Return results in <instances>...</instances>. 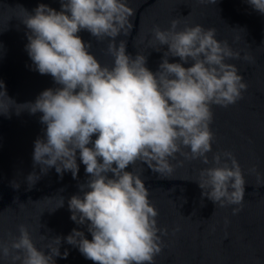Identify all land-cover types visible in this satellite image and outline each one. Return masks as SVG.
I'll return each mask as SVG.
<instances>
[{"label": "clouds", "instance_id": "clouds-1", "mask_svg": "<svg viewBox=\"0 0 264 264\" xmlns=\"http://www.w3.org/2000/svg\"><path fill=\"white\" fill-rule=\"evenodd\" d=\"M247 2L264 14V0ZM27 13L22 21L31 68L51 75L56 85L20 104L30 114H42L44 135L34 141L33 164L41 174L54 167L61 177L71 171L76 178L79 158L88 174L67 203L70 218L86 226L92 238L74 228L63 238L67 243L96 264H155L168 229L158 226L159 212L142 171L129 167L140 162L155 173H171L177 153L210 165L200 170L197 181L202 198L215 206L236 205L233 215L242 210L244 171L231 150L212 151L211 123L212 105L236 103L248 84L239 68L226 62L240 58V51L218 40L215 28L195 24L178 30L176 18L169 28L154 25L149 42L167 48L153 71L145 54L133 56L127 41L116 39L132 29L127 0H60L59 10L39 3ZM84 30L97 41L107 39L105 51L114 58L110 66L79 35ZM169 57L179 60L170 62ZM243 59L250 57L244 54ZM3 89L0 80L6 93ZM26 179L35 184L40 174L29 173ZM18 229V236L0 240L2 264H56L55 257L69 254L60 248L41 250L28 225ZM56 239L61 243V237Z\"/></svg>", "mask_w": 264, "mask_h": 264}, {"label": "water", "instance_id": "water-1", "mask_svg": "<svg viewBox=\"0 0 264 264\" xmlns=\"http://www.w3.org/2000/svg\"><path fill=\"white\" fill-rule=\"evenodd\" d=\"M39 3L60 9V0H0V80L7 93L0 90V112L8 113H0V240L18 236V226L26 224L41 250L60 248L62 254L68 250L66 258L55 257L56 264H96L63 239L74 228L92 238L86 226L70 218L67 203L87 178L85 165L78 158L76 178L71 171L61 177L54 167L41 174L32 153L34 141L44 135L39 120L42 114H30L20 105L56 87L51 75L32 70L25 49L28 29L22 19ZM127 4L133 10L129 18L132 29L116 39L126 40L127 51L133 56L137 51L145 54L151 70L158 68L167 48L149 42L151 29L156 24L169 28L176 18L180 20L178 30L195 24L215 28L218 40L240 51V58H226V62L235 64L248 84L236 103L212 105V151L231 150L244 171L245 197L238 214L232 213L236 205L215 206L207 197L202 198L197 181L200 170L210 165L200 159H186L177 153L171 159L173 171L164 174L140 162L129 167L142 171L150 200L159 212L158 226L168 229L155 264H264V14L247 0H127ZM79 35L91 42V51L102 64L113 63L114 58L105 51L107 39L97 41L86 30ZM244 54L250 59L244 60ZM169 60L178 61L179 57ZM208 155L211 158L212 152ZM253 165L257 166L255 171L250 170ZM32 172L40 174L35 184L26 179ZM56 237L62 238L61 243Z\"/></svg>", "mask_w": 264, "mask_h": 264}]
</instances>
